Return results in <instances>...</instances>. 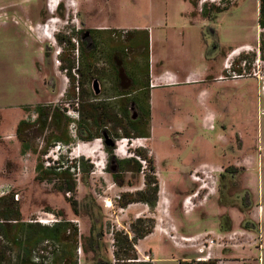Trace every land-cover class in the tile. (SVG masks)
<instances>
[{"label": "rangeland", "instance_id": "1", "mask_svg": "<svg viewBox=\"0 0 264 264\" xmlns=\"http://www.w3.org/2000/svg\"><path fill=\"white\" fill-rule=\"evenodd\" d=\"M258 17L259 0H0V186L12 187L8 199L22 221L75 224L78 264H95L98 254L116 264L112 231L133 240L140 262H194L210 238L220 243L212 253L224 264L264 259L258 246L260 235L264 242V29ZM50 20L52 31L44 36L37 27ZM87 32L94 45L83 43ZM80 54L101 83L97 99L89 76L74 72L86 96L77 100L62 70ZM122 63L125 73L139 72L126 90L112 72ZM147 90L150 106L141 101L144 118L133 128L119 96ZM89 103L116 108L90 129L96 137L106 129L115 139L112 149L102 137L80 136ZM37 105L58 108L71 120L69 143L58 140L60 131L37 124ZM22 121L30 124L26 143L16 136ZM40 165L69 168L73 191L59 190L57 177L40 181ZM149 176L159 183L155 206L124 205L147 189ZM107 198L115 200L113 210L104 207ZM139 219L151 227L142 239L132 228ZM93 227L101 231L100 252L89 241Z\"/></svg>", "mask_w": 264, "mask_h": 264}, {"label": "trees", "instance_id": "2", "mask_svg": "<svg viewBox=\"0 0 264 264\" xmlns=\"http://www.w3.org/2000/svg\"><path fill=\"white\" fill-rule=\"evenodd\" d=\"M258 25L261 29H264V0H259ZM59 41L62 43V40L59 39ZM70 47H72L70 48L72 51L76 50L74 45L71 46L70 44ZM80 59H82V62ZM89 60L90 59L87 58L88 63H90ZM66 63L67 67L62 66V70L66 71L68 78L72 81L73 96L76 97L77 100L84 99L86 97L84 95L83 89L84 81L76 80L73 73L77 72L80 77L89 76L92 82V80L95 78L92 79L89 74V68H91V65H87V67L84 65L83 56H81V54L79 59H77V63L75 62V58ZM112 72H114L113 78L116 79V70H112ZM76 83L80 86L75 87ZM76 88L79 90L78 94L76 93ZM142 89L144 91L145 87ZM144 93V96L140 94H135L136 96H133L130 93L123 97L125 99L123 100L125 106L120 108L123 112L125 111L123 114L129 120V123L133 128H136L137 122H132L130 120L127 113V108L134 101L141 102L143 100L148 106H150V90H147V92ZM94 97L96 99L98 98V96L95 95ZM80 104L81 109L86 107L84 100L83 102H80ZM87 107L90 109V112L89 115L84 118L85 120L79 124L80 136L83 139L91 141L94 138H103V133L106 132L111 138L109 132L106 129L97 131V133L101 134V137L100 135L97 137L94 136L92 133H90V129L93 125L98 129V127H100L101 116L109 112L110 108L112 111L116 110V108L108 104L93 103H89ZM34 112L37 114V124L41 125L42 129L51 126L55 131H60L62 133V136L58 138L59 141H62L63 143L70 142V140L67 138V130L71 120L64 114L58 113V108L37 105L34 107ZM82 112L83 111L78 109V113L81 114ZM148 114L150 115V110ZM29 127L30 124L25 121L20 122L17 127L16 136L23 143H26L24 133L29 130ZM126 137H129V134L126 133ZM27 147V145L24 146V151L27 149ZM136 155L143 160L148 161V157L141 153V151H137ZM126 163H134V160L130 159L126 161ZM58 169L59 168L56 167L43 169L40 165L36 168L37 178L40 181H51L53 177H57L63 181V184L59 187V190H64L66 192L73 191L74 183L70 178L71 176L69 174V168H66L62 172H59ZM139 170L140 165L135 162L132 166V171L138 172ZM65 180H68V185L65 183ZM146 183L147 189L138 193V198H134V200H128L123 204H129L134 201H144L151 207H154L157 194L159 193V183L156 178L151 176L146 179ZM8 197L9 195L0 198V264H78L76 251L80 246V237L78 233V227L75 224L68 221H60L52 226H43L37 223L24 222L21 219L20 212L15 203L10 201ZM10 197L13 199V196ZM125 197L128 196H122L124 199ZM71 205L73 210L76 211L75 205L73 203ZM145 223V220L139 219L132 225L134 233H136V236L139 239L145 238L151 233V227H146ZM99 233L100 234H96V230L93 227L89 241L91 243V248L94 249L97 247V251L100 252L101 246H99V243L101 241V231ZM113 246L117 248V251H115L114 255L116 264H151L150 262H140L138 255L134 250L133 240H131L127 235H123L121 232H116L113 234ZM48 248H51L50 252H48ZM44 251H47L46 254L49 255L48 263H45L46 256H44ZM99 255L100 254H98L96 257L95 264H113V262L108 257ZM36 259H38V261H36Z\"/></svg>", "mask_w": 264, "mask_h": 264}, {"label": "built area", "instance_id": "3", "mask_svg": "<svg viewBox=\"0 0 264 264\" xmlns=\"http://www.w3.org/2000/svg\"><path fill=\"white\" fill-rule=\"evenodd\" d=\"M214 1L216 0H201V3H214ZM221 1V0H220ZM262 89L264 91V85L262 86ZM75 168H72L71 171H74ZM12 187L10 185H1L0 186V198L11 195L12 194ZM17 197V196H16ZM117 199H120V197H118ZM114 199L111 198H107L104 200V207L107 209H114L115 205H114ZM263 210L262 207H259V218L261 219V214H262ZM59 221L57 220H40V223H42L43 225H49L52 226L55 223H58ZM260 229V228H259ZM261 229L259 230L258 234L260 235L261 233ZM111 235L113 236V231L111 232ZM260 243H259V249L261 251L264 250V242L263 239L260 235ZM188 241V239H187ZM190 241H192V239H190ZM216 246H221L220 243L218 242L217 239L215 238H210V239H206L204 244H203V248H201L199 250V253L203 254L206 251V254L202 257L196 258L195 261L193 262V260L191 259H186L183 262L179 263V264H224L223 260H219L218 258H214L215 256H213L212 250L216 247ZM114 247V246H113ZM36 261H38V259H36ZM215 262V263H214ZM259 264H263V259L260 257L259 258Z\"/></svg>", "mask_w": 264, "mask_h": 264}, {"label": "flooded vegetation", "instance_id": "4", "mask_svg": "<svg viewBox=\"0 0 264 264\" xmlns=\"http://www.w3.org/2000/svg\"><path fill=\"white\" fill-rule=\"evenodd\" d=\"M85 39H86V42H83V43L86 44L88 41L91 40V45H94L95 40H94V37L92 36L91 32H89V35H86ZM120 66H121V70H120ZM115 68H116V72H117L116 83L119 84L120 88H124V90H126V88H128L130 86V83L133 84L135 82V80H137L139 78V72L132 75V72H135L134 70L130 74L125 73V71H124L125 66H123V63L119 64V65L117 64L115 66ZM137 70H138V68H137ZM128 80L130 81V83L127 82ZM124 96H120V98H123ZM134 102L128 106L127 113H128L129 118L132 122L139 123L144 118V109L145 108L143 107V104L141 102H136V101H134ZM133 117H135V118H133ZM111 139L113 141L115 140L112 137H111ZM114 145H115V141H114Z\"/></svg>", "mask_w": 264, "mask_h": 264}, {"label": "water", "instance_id": "5", "mask_svg": "<svg viewBox=\"0 0 264 264\" xmlns=\"http://www.w3.org/2000/svg\"><path fill=\"white\" fill-rule=\"evenodd\" d=\"M208 32H209V34L213 35L214 30H211V31L208 30ZM86 35H89V32H87ZM218 46H219L218 44L210 46L209 49H207L206 56L214 54L217 51ZM91 85H92L93 94L95 96H99L101 94V91H102L100 81L98 79H93ZM133 118H135V117H133ZM103 138H104V144L106 145L107 148L114 147V141L108 136V134L106 132L103 133ZM113 163L116 166L113 171L116 172L118 169V165H117L116 160H113L112 164Z\"/></svg>", "mask_w": 264, "mask_h": 264}, {"label": "bare ground", "instance_id": "6", "mask_svg": "<svg viewBox=\"0 0 264 264\" xmlns=\"http://www.w3.org/2000/svg\"><path fill=\"white\" fill-rule=\"evenodd\" d=\"M52 24H54V20H50V21H49L46 25H44V26H38V27H37V30H38L39 32H41V34H43L44 36H48V35L51 33V31H52V29H51Z\"/></svg>", "mask_w": 264, "mask_h": 264}, {"label": "crops", "instance_id": "7", "mask_svg": "<svg viewBox=\"0 0 264 264\" xmlns=\"http://www.w3.org/2000/svg\"><path fill=\"white\" fill-rule=\"evenodd\" d=\"M263 210V209H262ZM258 234V233H257ZM248 261V262H247ZM228 264H251L250 262H249V260H244V261H240V260H236V261H234V259L233 260H231ZM257 264H259V261H258V263ZM263 264H264V259H263Z\"/></svg>", "mask_w": 264, "mask_h": 264}]
</instances>
